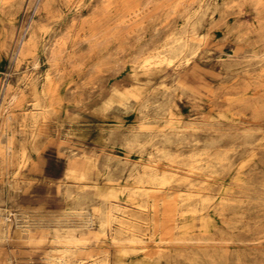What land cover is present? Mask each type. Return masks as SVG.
<instances>
[{"label": "rangeland", "instance_id": "1", "mask_svg": "<svg viewBox=\"0 0 264 264\" xmlns=\"http://www.w3.org/2000/svg\"><path fill=\"white\" fill-rule=\"evenodd\" d=\"M153 1L93 46L103 0H0V139L42 168L0 176V264H264V0ZM84 191L111 225L74 213Z\"/></svg>", "mask_w": 264, "mask_h": 264}, {"label": "bare ground", "instance_id": "2", "mask_svg": "<svg viewBox=\"0 0 264 264\" xmlns=\"http://www.w3.org/2000/svg\"><path fill=\"white\" fill-rule=\"evenodd\" d=\"M172 1L173 3L178 2V4L185 5L187 0H162L160 6L163 8V6H166ZM188 1H190L191 3L196 2V0H188ZM7 3H9V1H7ZM154 4L155 1L153 0H103L102 5L101 6L99 5L100 7H98L89 18L83 20V22L81 23V30L86 31L87 33V37L85 41L92 43L93 46H99L112 37L115 36L120 37L122 35L120 29H118V27L116 26H120L122 24H130L131 29L140 28L141 26H143L145 22V18L146 19L149 18L153 13ZM112 22L115 23V26H109L108 23H112ZM69 40H70L69 34H66L65 36L61 37L58 41L57 48L51 52V55H61L67 48ZM37 50H38V41L35 38V36H32L29 38L27 42L23 43L20 54L22 56H25L26 54H35ZM157 56L150 55L144 58L140 62V64L142 66H150L155 62V58ZM52 66H53L52 70L48 72L46 76V80H47L46 85L42 90V94L44 96L47 95L52 90L53 91L57 90V85H54L53 74L59 70L58 63H53ZM11 90H12V85H9L6 88L4 98L7 97V95L10 93ZM11 120L12 117H8L6 121L0 122V132L3 129H7L9 127ZM34 120L35 123H37V120L36 119ZM31 147L32 148L27 147V145L24 143H21L18 147L14 142V140H9L7 143L3 144L2 140L0 139V176L12 178L13 180H18L22 175H28V177H32V178L38 177L42 172V168L40 164L39 165L36 164V166L34 165L35 163L34 160L37 157L36 156L37 147L35 145ZM26 169L29 170L25 172ZM75 172L78 173L79 178H83V174L75 169L72 170L71 173H69V177L76 176ZM68 193L71 196V193L69 191ZM85 193L86 191H84L81 195H79V197L75 199L74 204L71 206V208L74 210V213H77L79 216H82L85 219H87L89 225L94 223H99L100 226L103 227L109 225L112 221L111 215L108 211L104 210L103 200L100 201L98 200L96 203L95 202L91 203L86 198ZM121 231H122L121 228L116 231L117 236L120 235ZM3 232H7L6 225L3 227ZM75 238L76 237L75 236L73 237V235L70 237L67 236L68 241L71 242H76ZM115 263H116L115 261H111V264H115Z\"/></svg>", "mask_w": 264, "mask_h": 264}]
</instances>
